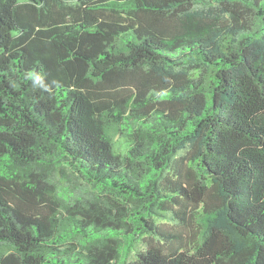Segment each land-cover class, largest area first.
<instances>
[{"label": "trees", "instance_id": "obj_1", "mask_svg": "<svg viewBox=\"0 0 264 264\" xmlns=\"http://www.w3.org/2000/svg\"><path fill=\"white\" fill-rule=\"evenodd\" d=\"M0 264H264V0H0Z\"/></svg>", "mask_w": 264, "mask_h": 264}, {"label": "clouds", "instance_id": "obj_2", "mask_svg": "<svg viewBox=\"0 0 264 264\" xmlns=\"http://www.w3.org/2000/svg\"><path fill=\"white\" fill-rule=\"evenodd\" d=\"M32 79H33V84H34V86H37V85H40L41 84V77L40 76H34V77H32Z\"/></svg>", "mask_w": 264, "mask_h": 264}]
</instances>
